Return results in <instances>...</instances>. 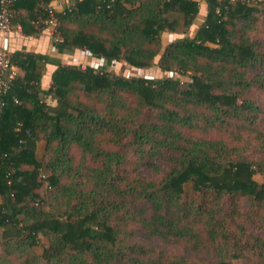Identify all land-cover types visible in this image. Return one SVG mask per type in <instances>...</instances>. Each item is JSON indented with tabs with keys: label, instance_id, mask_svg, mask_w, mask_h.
Segmentation results:
<instances>
[{
	"label": "trees",
	"instance_id": "trees-1",
	"mask_svg": "<svg viewBox=\"0 0 264 264\" xmlns=\"http://www.w3.org/2000/svg\"><path fill=\"white\" fill-rule=\"evenodd\" d=\"M12 1L13 27L47 29L55 0ZM263 15L264 0H65L53 46L103 65L11 54L0 264H264V159L198 133L264 128ZM166 33L179 36L165 44ZM119 62L167 75L120 76ZM47 64L57 69L44 90Z\"/></svg>",
	"mask_w": 264,
	"mask_h": 264
},
{
	"label": "rangeland",
	"instance_id": "rangeland-1",
	"mask_svg": "<svg viewBox=\"0 0 264 264\" xmlns=\"http://www.w3.org/2000/svg\"><path fill=\"white\" fill-rule=\"evenodd\" d=\"M207 15V7L206 4L202 3L200 5V12L198 15V18L195 21V25H193L189 31L190 35H193L197 29L198 26L205 20V17ZM263 18L261 21L256 25V29L254 31V36L259 39L260 41L264 42V15L262 16ZM48 30V27H47ZM49 31V30H48ZM179 35H169L168 33L164 34V43L167 44L171 40H173L175 37ZM52 37V36H51ZM53 40V37H52ZM81 55L75 59L72 60L74 61L73 63H70V65H81L83 67L86 66H93V67H100L103 65L102 61H99L97 59H91L87 56L86 53L81 51ZM156 62H158V58L156 59ZM111 71L115 72L117 75L124 76V77H148V78H162L164 77L165 74L159 67L156 65L147 68V69H138L135 67H132L126 62H119L115 63L111 68ZM18 73L20 71L18 70ZM261 100L264 102V94L262 93L261 95L259 94L258 96ZM198 131H196L197 134ZM201 136L204 137H209L213 138L216 140L223 139L230 145L234 146L236 144L242 146L245 148L246 152L245 154H250L254 159H264V140L263 139V134H264V128H258L256 131L253 130H245L243 131V134L237 138V140L233 139V136L229 132H223L222 130L214 129L211 128L206 131H199L198 132ZM45 148V144L43 142H40L38 144L36 153H37V158L39 160L42 159V154ZM44 176H47L46 173L44 172ZM256 179L259 180L260 182L263 181V178L261 176H256ZM47 183H45V186ZM3 235V229L0 228V237ZM42 245L40 247H37L35 250L38 254H42L43 248L49 245V241L46 238H42ZM148 244H155L158 246H161L163 248H166L168 250L174 251L176 253H184V248L181 244L177 243H171V242H164L161 239H154ZM1 253V252H0ZM230 264H242L241 261L236 260L231 262Z\"/></svg>",
	"mask_w": 264,
	"mask_h": 264
},
{
	"label": "crops",
	"instance_id": "crops-1",
	"mask_svg": "<svg viewBox=\"0 0 264 264\" xmlns=\"http://www.w3.org/2000/svg\"><path fill=\"white\" fill-rule=\"evenodd\" d=\"M65 0H55L51 6L60 12L64 9ZM25 49L27 52L39 53L47 55L53 59L59 60L63 64L73 63L82 53L80 50H76L73 54H60L58 50L53 46V40L46 29L38 34H27L23 31L21 25L14 26L10 33L0 32V51H6L12 54L16 51ZM85 53V52H84ZM56 65L47 64L45 73L41 80V87L44 90L49 89L52 84V76Z\"/></svg>",
	"mask_w": 264,
	"mask_h": 264
},
{
	"label": "built area",
	"instance_id": "built-area-1",
	"mask_svg": "<svg viewBox=\"0 0 264 264\" xmlns=\"http://www.w3.org/2000/svg\"><path fill=\"white\" fill-rule=\"evenodd\" d=\"M12 0H0V32L10 33L13 29L12 20L14 14L11 10ZM45 12L48 18L42 21L48 27L50 35L58 40L59 22L55 17V9L53 7H46ZM19 75L17 67L11 59V54L6 51H0V95L7 96L11 91L13 81ZM15 103L18 100L15 99ZM6 107V102L0 99V115Z\"/></svg>",
	"mask_w": 264,
	"mask_h": 264
}]
</instances>
